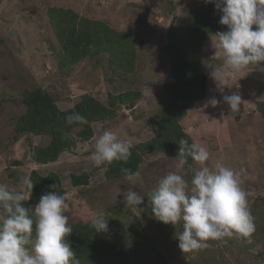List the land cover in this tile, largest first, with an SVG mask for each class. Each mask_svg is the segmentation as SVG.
I'll return each instance as SVG.
<instances>
[{
  "label": "rangeland",
  "instance_id": "rangeland-1",
  "mask_svg": "<svg viewBox=\"0 0 264 264\" xmlns=\"http://www.w3.org/2000/svg\"><path fill=\"white\" fill-rule=\"evenodd\" d=\"M205 3L0 0V182L19 189L24 176L33 169L43 176L56 173L62 183L59 193L67 192L69 196L65 214L71 226L91 222L103 213L108 231L100 232V238L116 242L130 258L135 251L132 264H264V119L257 109V103L264 102V62L230 76V87L225 86L223 94H239L242 99L241 112L232 113L210 76L212 69L223 64L219 51L213 47L218 36L207 38L201 54L207 79L205 99L193 104L181 120L193 142L210 151L209 167L220 161L240 174L255 223L251 244L229 238L227 243L209 241L208 248L183 253L176 237L182 231V223L173 226L158 221L147 195L139 209L142 213L136 217L123 200V192L133 185L124 176L107 178V164L96 167L91 159L95 140L104 130L116 132L132 145L152 138L151 117L168 101L163 86L172 81L165 50L166 33L171 22L193 21L200 15L197 6ZM50 8L71 9L81 18L101 22L112 32L121 33L130 61L124 67L116 62L118 56L125 54L116 41L117 49L95 53L77 63H65L50 24ZM35 87L51 93L60 109L73 107L85 94L104 104L109 93L127 90L139 91L141 98L133 107L121 104L112 119L92 123L93 136L89 140L79 139L56 161L41 164L34 161V148L46 145L50 141L47 135L21 133L17 140L14 138L16 121L26 111L22 94ZM212 97L220 100L217 107L207 104ZM176 162V155L146 151L136 171L139 178L135 190L151 193L160 178L176 170ZM189 167L181 174L190 181L199 165L193 161ZM72 174H86L88 184L73 186ZM253 248L259 251L253 254ZM237 255L239 259H235Z\"/></svg>",
  "mask_w": 264,
  "mask_h": 264
},
{
  "label": "clouds",
  "instance_id": "clouds-1",
  "mask_svg": "<svg viewBox=\"0 0 264 264\" xmlns=\"http://www.w3.org/2000/svg\"><path fill=\"white\" fill-rule=\"evenodd\" d=\"M205 2L215 5L222 13L219 23L227 26V31L217 34L218 42L213 45L223 64L212 69L210 76L231 112L240 113L241 96L235 93L224 95V87H230L228 81L233 72L264 62V0ZM207 104L217 107L220 100L212 97ZM65 122L67 125L85 124L87 120L73 112L65 116ZM178 144L176 170L160 178L149 194L135 190L138 172L121 169L125 180L133 185L123 192L124 203L136 217H140L142 212L139 209L147 195L151 200V212L158 221L173 226L182 223V231L176 237L183 253L208 248L209 241L227 243L229 238L251 244L255 223L240 174L220 161L209 167L207 162L211 153L201 144H189L183 138ZM132 147L116 132L104 130L95 140L91 159L96 167L110 165L113 161L127 162ZM189 158L199 165L190 181L181 174ZM33 187L30 175L24 176L19 189L0 182V264H80L66 239L73 231L65 214L69 207L67 192H47L32 208L25 206V202L30 200ZM91 225L96 233L108 231L103 213L93 218ZM251 251L255 254L259 249Z\"/></svg>",
  "mask_w": 264,
  "mask_h": 264
},
{
  "label": "trees",
  "instance_id": "trees-1",
  "mask_svg": "<svg viewBox=\"0 0 264 264\" xmlns=\"http://www.w3.org/2000/svg\"><path fill=\"white\" fill-rule=\"evenodd\" d=\"M197 7L196 12L199 11V16L193 21L181 19L178 24L171 22L166 33L165 50L172 81L166 82L163 86L168 101L151 117L152 138L133 145L132 155L127 162L113 161L112 164H107L105 171L107 178L124 176L121 172L122 168L136 172L146 151L155 150L177 156L178 142L181 138L188 140L189 144L193 143L190 135L182 128L181 120L193 103L205 95L206 72L201 59L203 43L207 38L227 31V26L219 23L222 13L213 3H205ZM49 11L50 24L57 36L65 63H77L95 53L110 51L115 47L117 49L116 41L123 46L125 52L116 58V62L124 67V64L130 61V51L122 45L124 36L122 37L121 33L112 32L101 22L81 18L71 9L50 8ZM140 96L139 91L133 90L117 94L109 93L107 104H104L85 94L73 107L60 109L47 90L41 87L28 89L22 94L21 100L26 106V111L16 121L14 138L17 140L21 133L47 135L50 141L44 146L34 148V161L41 164L56 161L62 152L74 147L79 139L87 141L92 138V123L112 119L121 104L126 103L133 107ZM257 109L264 119V102H258ZM73 112L84 116L87 123L67 125L65 116ZM192 162L189 158L185 168H190ZM29 175L34 187L30 200L25 202V206H35L40 196L47 192L59 193L62 183L56 173L50 172L43 176L33 169ZM88 181L86 174L71 175L73 186L85 185ZM52 185L56 187H50ZM72 228V233L66 239L81 264L135 262V251L130 258L116 242L100 238V234L96 233L91 222H79ZM235 259H239V256H235Z\"/></svg>",
  "mask_w": 264,
  "mask_h": 264
}]
</instances>
